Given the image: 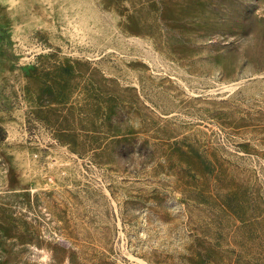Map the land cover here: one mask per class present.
Listing matches in <instances>:
<instances>
[{"label": "rangeland", "instance_id": "rangeland-1", "mask_svg": "<svg viewBox=\"0 0 264 264\" xmlns=\"http://www.w3.org/2000/svg\"><path fill=\"white\" fill-rule=\"evenodd\" d=\"M0 264H264V0H0Z\"/></svg>", "mask_w": 264, "mask_h": 264}, {"label": "trees", "instance_id": "trees-1", "mask_svg": "<svg viewBox=\"0 0 264 264\" xmlns=\"http://www.w3.org/2000/svg\"><path fill=\"white\" fill-rule=\"evenodd\" d=\"M2 138V134H1V132H0V139Z\"/></svg>", "mask_w": 264, "mask_h": 264}]
</instances>
